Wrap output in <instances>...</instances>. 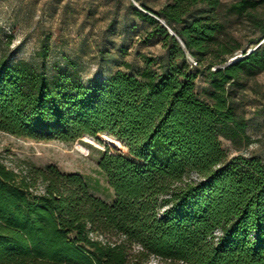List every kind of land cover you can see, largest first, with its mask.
Here are the masks:
<instances>
[{
    "label": "trees",
    "instance_id": "trees-1",
    "mask_svg": "<svg viewBox=\"0 0 264 264\" xmlns=\"http://www.w3.org/2000/svg\"><path fill=\"white\" fill-rule=\"evenodd\" d=\"M132 2L166 52L143 56L140 70L125 63L85 79L74 60L50 65L45 42L33 60L0 55V131L66 142L102 134L122 150L99 160L112 203L80 174L52 164L17 173L0 161V264H264V161L221 142L250 140L237 91L264 71L262 44L230 62L222 0H168L160 11ZM217 50L203 96L194 68Z\"/></svg>",
    "mask_w": 264,
    "mask_h": 264
},
{
    "label": "rangeland",
    "instance_id": "rangeland-1",
    "mask_svg": "<svg viewBox=\"0 0 264 264\" xmlns=\"http://www.w3.org/2000/svg\"><path fill=\"white\" fill-rule=\"evenodd\" d=\"M219 19L225 22L221 41L228 48H236L237 56L262 44L264 36L253 18L264 21V5L245 16L229 12V6L239 0H222ZM160 11L168 0H139ZM132 0H0V55L12 59L33 60L43 42L49 45L50 65L76 61L85 79L106 78L129 63L133 70L144 67L143 56L164 58L165 49L160 37L148 38L151 24L142 20ZM220 52H213L198 72L197 91L205 96L209 88L208 69L220 64ZM218 57V58H217ZM237 99L248 120L250 140L234 143L221 138L231 156L257 155L264 161V71L243 80ZM98 142L81 138L73 142L34 140L0 131V161L17 173L29 167L44 168L55 165L67 174H80L92 195L112 203L114 190L99 167V160L107 146L118 143L104 137ZM125 151V150H124ZM145 264H169L151 258Z\"/></svg>",
    "mask_w": 264,
    "mask_h": 264
},
{
    "label": "built area",
    "instance_id": "built-area-1",
    "mask_svg": "<svg viewBox=\"0 0 264 264\" xmlns=\"http://www.w3.org/2000/svg\"><path fill=\"white\" fill-rule=\"evenodd\" d=\"M238 57H239V56H236V57H234V58H231V59H230V62L236 60ZM189 61H190V63L193 64V65H196V64H197L196 61H195L193 58H191V57L189 58Z\"/></svg>",
    "mask_w": 264,
    "mask_h": 264
},
{
    "label": "water",
    "instance_id": "water-1",
    "mask_svg": "<svg viewBox=\"0 0 264 264\" xmlns=\"http://www.w3.org/2000/svg\"><path fill=\"white\" fill-rule=\"evenodd\" d=\"M169 32H170V34L175 35L174 31H173L172 29H170V28H169ZM251 51H252V50H250L249 52H251ZM101 135H102V134H100L99 137H100ZM93 138L96 139V140H97L98 142H100V143L102 142V140H100V139H98V138H95V137H93Z\"/></svg>",
    "mask_w": 264,
    "mask_h": 264
}]
</instances>
